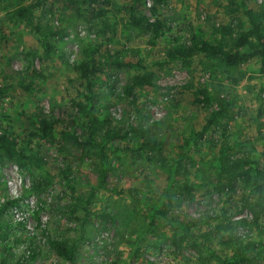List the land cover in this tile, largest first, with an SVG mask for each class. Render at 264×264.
I'll return each mask as SVG.
<instances>
[{"label":"rangeland","instance_id":"rangeland-1","mask_svg":"<svg viewBox=\"0 0 264 264\" xmlns=\"http://www.w3.org/2000/svg\"><path fill=\"white\" fill-rule=\"evenodd\" d=\"M33 1L0 0V134L44 160L39 166L19 170L0 150V203L12 197L18 200L2 215L0 260L14 264L25 253L27 260L22 264H223L210 256L205 243L198 249L192 247L176 221L189 226L194 234L210 232V249L221 258L230 257L232 245L218 242L227 232L215 230L222 219L202 221L206 213L228 207L232 220L245 221L238 224L237 233L258 243L260 254L249 255L246 264H264V217L258 226L250 223L252 193L243 186L234 193L215 187V162L222 154L258 160L264 170V74L259 71V58L235 67L209 61L201 54L186 61L165 62L170 49L212 39L220 25L244 28L245 18L231 11L239 0H161L156 4L163 24L158 35L131 24L125 10L128 0L93 5L94 10L107 9L99 18L78 13L79 0H38L35 19L64 29L62 40L53 38L55 49L50 53L24 22L8 13ZM153 2L156 0H145L147 6ZM248 3L255 10L264 7V0ZM149 8L143 13L153 21ZM95 44L117 59H140L144 65H104L97 74L93 113L98 129L120 133L138 125L145 129L142 137L131 132L110 143L106 188H97L99 164L93 149L61 136L63 131L81 135L87 119L71 104L83 100L80 80L60 57L75 63L85 47ZM143 71L152 72L154 79L151 86L136 87L139 112H135L124 89ZM18 81L31 85L32 90L22 89ZM200 87L211 96L230 99L233 117L219 119L201 136L193 137L216 108L215 104L194 102ZM39 117L57 121L51 137L29 135ZM143 139L163 146L142 149ZM65 162L77 193L87 194L94 188L82 232L67 212L72 201L63 194L58 172ZM43 177L52 183L33 190L31 183ZM129 189L135 191L134 197ZM152 208L163 210L166 218L157 217L149 224L146 214ZM76 215L82 217V210ZM44 230L51 237L75 241L74 262L49 248Z\"/></svg>","mask_w":264,"mask_h":264},{"label":"trees","instance_id":"trees-1","mask_svg":"<svg viewBox=\"0 0 264 264\" xmlns=\"http://www.w3.org/2000/svg\"><path fill=\"white\" fill-rule=\"evenodd\" d=\"M160 1L161 0H156L151 6H147L145 0H128L125 10L131 24L136 28L149 30L154 35L161 33L163 24L158 19L156 6L157 2ZM79 3L80 4L75 7L78 13H91L99 18L106 14L107 9L99 7L94 10L93 5L106 6L110 4V0H79ZM38 5V0H34L32 3L18 5L8 13L14 19L24 22L25 25L39 37L43 50L46 53H50L55 49V45L52 43L53 38L62 40L64 38V29H54L42 23L41 20H36L34 11ZM147 8L150 9L152 15L155 17L153 21L143 13ZM231 11L239 13L245 18L246 26L244 28H236L231 25H220L216 28L215 36L212 39L199 40L190 45L182 44L170 49L166 54L165 62L169 63L176 60L186 61L194 55L201 54L209 61L216 60L226 66L235 67L254 57H258L260 63L259 71L264 74V7L255 10L249 6L248 0H239V2L235 3L234 7L231 8ZM60 59L64 65L76 73L80 80L83 100L73 101L71 104L82 110L87 119L83 124L81 135L63 131L61 132V136L73 143L82 145L84 148L93 149L99 164L97 188H106L105 176L108 168H110L106 166L110 143L116 138L126 137L131 132L142 137L145 133V129L141 125H138L137 127H129L128 130L120 133L110 128H103L107 120L102 122L103 129H98L95 121L96 118L93 113L97 74L104 65L119 68H143L144 65L140 59L135 62L117 59L110 55L108 51L103 50L102 46L99 44L85 47L82 50V58L75 63H68L63 56H61ZM159 65H161V63H159ZM153 79L154 74L152 72L143 71L137 72L129 83H127L124 92L130 98V103L134 107L135 112H139L138 95L135 92L136 87L151 86ZM18 84L24 90H32L31 85H25L22 81H18ZM261 90L264 92V83ZM195 95L194 102L196 104H215L216 108L210 112L202 129L193 134V137L201 136L210 125L216 123L219 119H232V101L230 99L220 97L219 95L211 96L205 87L198 88L195 91ZM56 122L57 121L54 119L39 117L35 131L31 132L29 135L31 137H51ZM162 146V142H155L149 139H143L140 144V147L146 150H160ZM0 150L4 152L7 159L16 164L19 170H23L30 165L39 166L44 161L39 154L33 151H25L22 147H17L16 140L11 139L5 134H0ZM220 152L223 153L224 151L221 150ZM215 168L217 170V182L215 184L217 190L234 193L239 186H243V188L249 189L252 193V202L249 205L251 213L250 223L258 226L259 221L264 217V170L260 161L246 156L232 159L222 154L216 160ZM58 172L65 187L63 194L72 201L67 211L69 217L78 222V226L82 232L90 212V203L94 195V188H91L87 194L77 193L70 177L71 169L67 162L58 169ZM51 183L52 180L49 177H43L40 181H33L31 183V188L33 190H42ZM184 187L189 190L188 187ZM116 192L121 194L123 191L116 190ZM127 192L132 197L135 196V191L129 189ZM17 202L18 200L16 197H12L0 203V229L3 224V221H1L3 213L11 205H16ZM79 209L83 212L82 217L76 215ZM227 211L228 207H222L219 211L212 210L202 217V221L222 219V222L216 225L215 230L221 228L227 232L226 235L218 239V242L224 246L227 244L232 245L233 254L230 257L221 258L210 249V245H208L210 232L200 234L191 233L188 228L189 226H186L181 221H176L177 227L182 230L183 235L188 238L192 247L198 249L200 244L205 243V246H207V249L210 251V256L216 258L223 264H246L250 259L249 255L255 253L260 254L256 251L258 243L237 233L236 228L238 224H243L245 221L244 219L232 220V217L227 214ZM146 216L149 224L154 222L157 217L166 218L165 212L158 208L150 209ZM44 235L46 244L57 256L71 263L74 262L77 252L75 241L69 243L65 240L51 237L45 230ZM32 252L34 253V250H32ZM31 257H33V255H31ZM22 258V261L18 259L14 264H22L23 261H26L25 253L22 255ZM0 264L8 263L1 259Z\"/></svg>","mask_w":264,"mask_h":264}]
</instances>
